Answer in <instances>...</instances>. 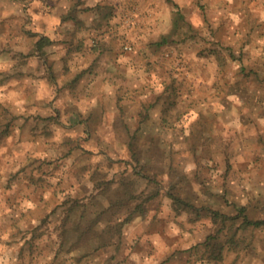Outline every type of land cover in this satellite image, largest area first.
<instances>
[{
  "label": "clouds",
  "instance_id": "obj_1",
  "mask_svg": "<svg viewBox=\"0 0 264 264\" xmlns=\"http://www.w3.org/2000/svg\"><path fill=\"white\" fill-rule=\"evenodd\" d=\"M180 20L207 60L160 55ZM0 26V264H264V232L237 223L214 256L201 219L264 221V88L237 86L264 79V0H0Z\"/></svg>",
  "mask_w": 264,
  "mask_h": 264
},
{
  "label": "rangeland",
  "instance_id": "obj_2",
  "mask_svg": "<svg viewBox=\"0 0 264 264\" xmlns=\"http://www.w3.org/2000/svg\"><path fill=\"white\" fill-rule=\"evenodd\" d=\"M112 18V14L109 13V15L107 17H105V20H109ZM73 22H75V17H72ZM182 21L175 25V37L176 39L172 40L170 38H168V41L166 43L163 44H158L156 45V47L161 49L160 55L161 56H167V57H171L173 50L176 51L177 55H182L185 57H195L197 60H207L208 57L205 55V52L200 51L199 50V46L197 44L194 43L195 41V37L192 36L189 32H181L180 28L182 25ZM2 27V26H0ZM81 27H83V25H81ZM220 32L224 33L223 35V39L227 40V33L224 31V26L223 24H221V28H220ZM213 36H217V33H213ZM48 44V43H47ZM46 44V45H47ZM65 47H68V42L65 41ZM183 47V51H180V48ZM216 47H221V45H216ZM221 50L223 51H228L231 52V49H226V48H222ZM212 55L216 56L217 58L220 59V63L221 65L224 64L223 59L221 58L220 55V51H215L212 53ZM232 59H235V57H231ZM187 71L190 74H194L195 71H200L201 74H203L204 71H208V72H215L216 68L214 65H212L211 63H209L207 65V68H196L192 63H189L187 66ZM241 73L243 74V79L242 80H237V86L240 88H243L245 91L248 88H256V87H261L264 88V79H259L258 76V70L253 67L251 69L248 68H242ZM252 77H257L256 80H253ZM201 78H203V75H201ZM262 102H264V97L261 98ZM140 119H143V114H140ZM202 128H205V130H208L212 127L211 122H206V125H202ZM211 141H209L210 143ZM139 148L142 150L140 151L139 155L143 156L144 158L151 160L153 157V153H154V147H153V141L147 139V138H143L140 139L139 142ZM126 151L129 154L130 160L129 162H127L126 166L127 167H131L132 163H139V160L137 159V138L134 136L131 138V142L127 143L125 145ZM165 164L170 163V161H163ZM146 171L149 173L150 176H158L160 169L159 168H147ZM150 185L152 187H156L157 186V181H149ZM194 183L197 184V186L199 187V182L194 181ZM170 192L168 193V196L172 199H174L173 196H176L178 199L175 200L176 204L179 205L180 207H184V201L182 202L181 199H179V197L183 196L185 199H192V195H191V191L188 187V183L185 182H181L179 184H171L170 186ZM159 196V193L154 194V196H150L148 198L147 201H145L143 204L139 205L138 207L134 208V209H130L129 210V215H133L135 213H143L145 211V207L146 206H150L152 201L154 199H156ZM125 199H122L119 204L117 205V207H120L121 205H123V203H125ZM133 199H136L135 197H133ZM198 203H200L199 201H197ZM225 207H228L227 202L225 201L224 204ZM188 207L191 208L192 205L191 203L188 204ZM239 212V209L237 210ZM245 212L247 213V215L249 217H252L254 219H256L257 217V211L255 208L250 207L249 209H246ZM207 218H211L212 222L217 224V235L215 237V240L218 238V236L221 233H224L225 231L231 232L232 229H234L236 227L237 223H241L242 227L239 229V231L241 233H251L253 231H257L259 230L260 232H264V225L262 226H253V225H249L246 226L244 224H242V221L239 220V217L237 216H228L225 215V217L222 216H215L213 213H209L208 217H201V219H207ZM129 227L134 228L135 225L133 223H131L130 221L128 222ZM209 236V235H208ZM207 236V237H208ZM206 237V238H207ZM214 240V241H215ZM204 247V246H203ZM206 248V247H205ZM208 250H210L211 252H213V249L208 247ZM218 251V249H217ZM216 251V253H217ZM215 253V252H214ZM213 254V253H212ZM227 254V253H226ZM191 264V262H190Z\"/></svg>",
  "mask_w": 264,
  "mask_h": 264
},
{
  "label": "trees",
  "instance_id": "obj_3",
  "mask_svg": "<svg viewBox=\"0 0 264 264\" xmlns=\"http://www.w3.org/2000/svg\"><path fill=\"white\" fill-rule=\"evenodd\" d=\"M181 21H182V20L175 22V25L179 24ZM167 41H168V38L166 37V38L163 39V41H162L161 44L166 43ZM47 43H49L47 40H42V41L40 42V44L38 45V47L43 48L44 46H46ZM173 197H174L175 200L178 199L176 196H173ZM181 201L183 202V200H181ZM213 214H214L215 216H222V217H225V215H221L219 212H216V213H213ZM239 216H244V220L242 221V224H244V225H246V226L253 225V226H257V227H258V226H262V225H264V221H260V222H258V223L253 224L252 221H250V220L248 219L249 216H248V215H245V209H239ZM239 216H237V217H239ZM253 219H254V218H253ZM215 237H216V236L209 235V236L206 238L207 243L204 245V247H206V248L210 247V248L213 249V252H212V253H213L214 256L217 254V253H216V251H217V246L214 245V243H213V241L215 240ZM214 252H215V253H214Z\"/></svg>",
  "mask_w": 264,
  "mask_h": 264
},
{
  "label": "crops",
  "instance_id": "obj_4",
  "mask_svg": "<svg viewBox=\"0 0 264 264\" xmlns=\"http://www.w3.org/2000/svg\"><path fill=\"white\" fill-rule=\"evenodd\" d=\"M45 47V46H44Z\"/></svg>",
  "mask_w": 264,
  "mask_h": 264
}]
</instances>
